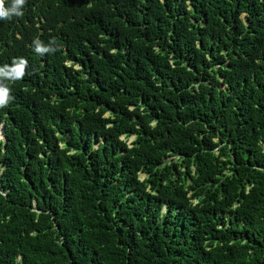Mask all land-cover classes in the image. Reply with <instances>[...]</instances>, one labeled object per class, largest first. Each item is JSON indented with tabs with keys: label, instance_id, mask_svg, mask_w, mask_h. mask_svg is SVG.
Segmentation results:
<instances>
[{
	"label": "trees",
	"instance_id": "obj_1",
	"mask_svg": "<svg viewBox=\"0 0 264 264\" xmlns=\"http://www.w3.org/2000/svg\"><path fill=\"white\" fill-rule=\"evenodd\" d=\"M21 11L0 19V264H264V0Z\"/></svg>",
	"mask_w": 264,
	"mask_h": 264
},
{
	"label": "clouds",
	"instance_id": "obj_2",
	"mask_svg": "<svg viewBox=\"0 0 264 264\" xmlns=\"http://www.w3.org/2000/svg\"><path fill=\"white\" fill-rule=\"evenodd\" d=\"M25 4V0H11V6H5V0H0V19H11L13 16H22L23 12L21 11L23 5ZM35 51L37 53L43 54L49 51L47 47L41 46V42L39 40L35 41ZM27 61L24 59H20L19 63L14 61V69L13 73L10 75H14L16 78H20L24 72V66ZM9 89L0 90V107H4L8 104V92ZM4 123L0 125L2 138L0 139L4 141L3 135ZM6 140V139H5Z\"/></svg>",
	"mask_w": 264,
	"mask_h": 264
},
{
	"label": "rangeland",
	"instance_id": "obj_3",
	"mask_svg": "<svg viewBox=\"0 0 264 264\" xmlns=\"http://www.w3.org/2000/svg\"><path fill=\"white\" fill-rule=\"evenodd\" d=\"M244 17V16H243ZM122 140H125L124 137H122ZM134 140V137H129L128 139H126L127 143L130 144L132 141ZM170 161V159L167 160V162ZM141 178H143V175H140Z\"/></svg>",
	"mask_w": 264,
	"mask_h": 264
},
{
	"label": "water",
	"instance_id": "obj_4",
	"mask_svg": "<svg viewBox=\"0 0 264 264\" xmlns=\"http://www.w3.org/2000/svg\"><path fill=\"white\" fill-rule=\"evenodd\" d=\"M4 141H5V138H4Z\"/></svg>",
	"mask_w": 264,
	"mask_h": 264
},
{
	"label": "bare ground",
	"instance_id": "obj_5",
	"mask_svg": "<svg viewBox=\"0 0 264 264\" xmlns=\"http://www.w3.org/2000/svg\"><path fill=\"white\" fill-rule=\"evenodd\" d=\"M1 139V138H0Z\"/></svg>",
	"mask_w": 264,
	"mask_h": 264
}]
</instances>
